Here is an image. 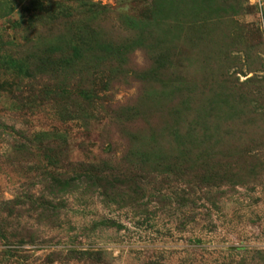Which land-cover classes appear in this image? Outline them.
Instances as JSON below:
<instances>
[{
	"label": "rangeland",
	"instance_id": "374dc122",
	"mask_svg": "<svg viewBox=\"0 0 264 264\" xmlns=\"http://www.w3.org/2000/svg\"><path fill=\"white\" fill-rule=\"evenodd\" d=\"M0 264H264V0H0Z\"/></svg>",
	"mask_w": 264,
	"mask_h": 264
},
{
	"label": "trees",
	"instance_id": "16d2710c",
	"mask_svg": "<svg viewBox=\"0 0 264 264\" xmlns=\"http://www.w3.org/2000/svg\"><path fill=\"white\" fill-rule=\"evenodd\" d=\"M93 170V168H91Z\"/></svg>",
	"mask_w": 264,
	"mask_h": 264
}]
</instances>
